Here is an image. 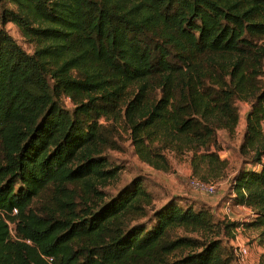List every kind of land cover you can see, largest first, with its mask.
Returning <instances> with one entry per match:
<instances>
[{
	"label": "trees",
	"instance_id": "1",
	"mask_svg": "<svg viewBox=\"0 0 264 264\" xmlns=\"http://www.w3.org/2000/svg\"><path fill=\"white\" fill-rule=\"evenodd\" d=\"M0 25V264H233L223 238L264 237V0H0ZM237 101L238 153L261 167L238 170L229 200L251 221L178 195L157 205L140 175L106 197L117 124L153 169L172 154L222 179Z\"/></svg>",
	"mask_w": 264,
	"mask_h": 264
},
{
	"label": "rangeland",
	"instance_id": "2",
	"mask_svg": "<svg viewBox=\"0 0 264 264\" xmlns=\"http://www.w3.org/2000/svg\"><path fill=\"white\" fill-rule=\"evenodd\" d=\"M2 28L6 31V33L12 36L13 39H15L17 44H19L24 51L27 53L33 52L32 45L23 38L18 28L13 23H6L5 25H2ZM64 103L68 108H71L70 100L64 99ZM236 106L239 112V120L235 132L231 135L224 131L218 132V139L222 146V149L219 151V156L221 159H225L227 161V168L223 178L214 181L217 187L214 194L210 195L194 191L189 187L187 180L189 175H183L188 172L186 171L187 167L185 164V157L176 158L172 154H169L168 156L172 167L168 171L155 170L151 166L141 162L133 153V148L128 140V133L124 130L123 125L117 124L115 128L120 136L118 138L119 148L109 149L106 154L112 166H120V169L116 178L110 180L108 182L109 184L104 187V191L107 193L106 197L117 192L119 188L124 183L129 181L134 175H140L147 182L148 188L153 189L156 193L155 200L157 205L162 204L164 200H167L170 196H172V193H187L180 197L189 199L199 205L204 204L207 206V203H204V201H202V203L200 200H202V198H210L209 200L212 202V206H208L213 210L216 218L224 217L221 210L223 207L225 208L229 206L230 209L236 210L237 208L235 205H231V201L229 200L230 196H232L230 185L233 177L241 167L246 168L251 165V163L246 162L248 160L243 161L242 157L238 153V147L246 125L245 117L247 112L250 110V103L246 101H237ZM101 122L107 125L110 124V121H105L104 119H102ZM181 188H183V192H181ZM46 193H49V191H46ZM190 193H194L192 195L193 198L189 196ZM194 197L198 201L195 200ZM34 203L35 205H38L40 202L37 200ZM253 216L250 214L239 215L234 212L232 217L228 219L242 224L251 221ZM225 217L227 218V215H225ZM10 227H13L12 224ZM223 242L228 247L233 249L232 252L235 257L233 264H264V237H262L258 230L247 228L246 226H240L235 229L232 237L223 238ZM243 248L246 249L245 255L241 254L239 251Z\"/></svg>",
	"mask_w": 264,
	"mask_h": 264
},
{
	"label": "crops",
	"instance_id": "3",
	"mask_svg": "<svg viewBox=\"0 0 264 264\" xmlns=\"http://www.w3.org/2000/svg\"><path fill=\"white\" fill-rule=\"evenodd\" d=\"M186 167H187V170L186 171H188L187 173H184L183 175H191V169H190V164H189V161H188V159H186ZM260 165H258V164H256V165H249L248 167H246V169H251V170H256V171H258L259 169H260ZM182 189V191L181 192H183V188H181ZM180 189V190H181ZM191 192V191H190ZM193 192V191H192ZM183 194H187V193H172V195H178V196H182ZM194 193H190V195L189 196H191L192 197V195H193ZM193 198V197H192ZM194 199L195 200H197L195 197H194ZM210 199V198H209ZM208 198H202V200H200V202H202V201H204V203H207L208 205H210V206H212V202L209 200ZM198 201V200H197ZM209 202H211V203H209ZM203 203V202H202ZM216 206V205H215ZM235 207L237 208L236 210H232V209H230L229 208V206L228 207H223V208H221V210H222V214L225 216V215H227V218H230V217H232V215L234 214V212H236L237 214H239V215H251V216H253V213H252V210L250 209V208H248V207H246V206H244V205H235ZM229 209H230V211H229ZM236 218V217H235ZM231 219H233V218H231Z\"/></svg>",
	"mask_w": 264,
	"mask_h": 264
},
{
	"label": "built area",
	"instance_id": "4",
	"mask_svg": "<svg viewBox=\"0 0 264 264\" xmlns=\"http://www.w3.org/2000/svg\"><path fill=\"white\" fill-rule=\"evenodd\" d=\"M261 161L264 163V155L262 156ZM187 180H188L189 187L194 191H199V192H203V193L210 194V195L216 192L217 187L214 182H206L203 180H199L193 176H189ZM239 251L243 255L246 254L245 248L240 249Z\"/></svg>",
	"mask_w": 264,
	"mask_h": 264
}]
</instances>
